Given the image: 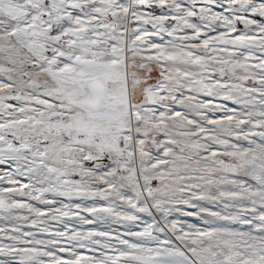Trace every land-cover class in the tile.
<instances>
[{
    "label": "snow or ice",
    "instance_id": "6c2138e0",
    "mask_svg": "<svg viewBox=\"0 0 264 264\" xmlns=\"http://www.w3.org/2000/svg\"><path fill=\"white\" fill-rule=\"evenodd\" d=\"M0 264H264V0H0Z\"/></svg>",
    "mask_w": 264,
    "mask_h": 264
}]
</instances>
